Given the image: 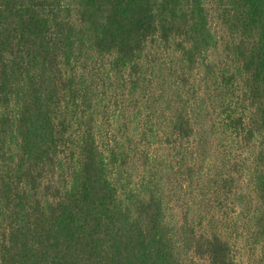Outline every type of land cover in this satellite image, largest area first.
I'll return each mask as SVG.
<instances>
[{
	"label": "trees",
	"instance_id": "trees-1",
	"mask_svg": "<svg viewBox=\"0 0 264 264\" xmlns=\"http://www.w3.org/2000/svg\"><path fill=\"white\" fill-rule=\"evenodd\" d=\"M0 264H264V0H0Z\"/></svg>",
	"mask_w": 264,
	"mask_h": 264
}]
</instances>
